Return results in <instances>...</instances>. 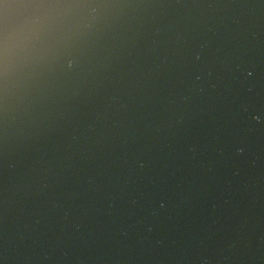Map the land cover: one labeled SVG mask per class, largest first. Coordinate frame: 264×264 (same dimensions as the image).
Instances as JSON below:
<instances>
[{
	"label": "water",
	"instance_id": "95a60500",
	"mask_svg": "<svg viewBox=\"0 0 264 264\" xmlns=\"http://www.w3.org/2000/svg\"><path fill=\"white\" fill-rule=\"evenodd\" d=\"M0 264H264V0H0Z\"/></svg>",
	"mask_w": 264,
	"mask_h": 264
}]
</instances>
